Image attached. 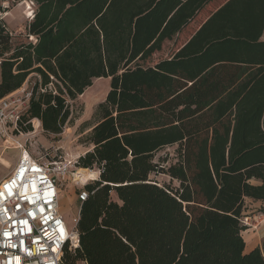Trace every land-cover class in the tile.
Listing matches in <instances>:
<instances>
[{
  "label": "trees",
  "instance_id": "16d2710c",
  "mask_svg": "<svg viewBox=\"0 0 264 264\" xmlns=\"http://www.w3.org/2000/svg\"><path fill=\"white\" fill-rule=\"evenodd\" d=\"M29 1L25 42L0 22V101L36 78L22 132L62 134L71 102L110 79L77 163L100 176L64 263L264 264V240L246 254L243 238L246 199L264 203V0L209 15L211 0Z\"/></svg>",
  "mask_w": 264,
  "mask_h": 264
},
{
  "label": "built area",
  "instance_id": "2783aa9c",
  "mask_svg": "<svg viewBox=\"0 0 264 264\" xmlns=\"http://www.w3.org/2000/svg\"><path fill=\"white\" fill-rule=\"evenodd\" d=\"M27 97L29 102L31 94ZM8 99L0 101L2 128L7 127V112L12 109ZM21 117L19 112L11 113L14 130ZM67 171L62 161L44 162L24 150L11 174L0 182V264H65L66 249L79 247V216L70 227L60 213L58 174ZM95 180L83 184L79 192V215L88 197L85 187Z\"/></svg>",
  "mask_w": 264,
  "mask_h": 264
},
{
  "label": "rangeland",
  "instance_id": "374dc122",
  "mask_svg": "<svg viewBox=\"0 0 264 264\" xmlns=\"http://www.w3.org/2000/svg\"><path fill=\"white\" fill-rule=\"evenodd\" d=\"M28 3L31 4L32 10H29L26 3L0 2V22L5 24L15 44L27 40L26 29L32 21L33 12L36 9L33 2L28 0ZM35 81L34 76L20 90L9 96L8 101L13 103L12 109L7 112L9 122L6 128L0 126V182L11 174L24 150H27L35 159L44 162L62 161L68 171L65 175L63 172L58 174L61 191L60 213L70 227H73L74 219L79 216L78 195L83 189V184H85L81 182L83 179L75 177L79 172H83L77 163L80 157L92 149V146L88 144L87 137L92 127L97 123L95 116L97 107L106 100L110 91V79L101 78L94 81L91 88L86 90L77 100L71 102L72 120L60 135L45 133L38 121L32 122L33 131L30 133L22 132L19 127L14 130L13 125H11L10 116L12 112H19L23 115L27 111L29 104L26 102L27 96L31 94ZM176 150L177 147L164 149L157 155L156 160L168 159V164H171L176 160ZM92 171L98 172L97 169H92ZM152 179L161 186L165 184L172 187L179 186L177 182H172L167 176H152ZM113 200L117 201L115 194ZM77 264L85 263L78 262Z\"/></svg>",
  "mask_w": 264,
  "mask_h": 264
},
{
  "label": "crops",
  "instance_id": "0c3cea01",
  "mask_svg": "<svg viewBox=\"0 0 264 264\" xmlns=\"http://www.w3.org/2000/svg\"><path fill=\"white\" fill-rule=\"evenodd\" d=\"M226 1L211 0L204 8L206 9V14L209 15V13H214L223 5V3L225 4ZM205 21L206 20H204L203 23ZM262 40H264V34ZM262 209H264L263 202L246 199L245 209L243 212V221H246L248 224V229L245 233H243L246 254L257 248L261 249L262 247V242L264 240V213L261 212Z\"/></svg>",
  "mask_w": 264,
  "mask_h": 264
},
{
  "label": "bare ground",
  "instance_id": "6f19581e",
  "mask_svg": "<svg viewBox=\"0 0 264 264\" xmlns=\"http://www.w3.org/2000/svg\"><path fill=\"white\" fill-rule=\"evenodd\" d=\"M21 3H26L27 5H28V7H29V10H32L31 9V4L30 3H28V1H23V2H21ZM34 13V12H33ZM33 16H34V14H33ZM84 172H86V173H84ZM84 172H79V174L78 175H76L75 177L76 178H80V179H84V178H86L89 174H94L95 175V178L94 179H89L90 181L91 180H95L96 178H98V173L96 172V171H92V170H89V171H87V170H85ZM86 184V183H85Z\"/></svg>",
  "mask_w": 264,
  "mask_h": 264
},
{
  "label": "clouds",
  "instance_id": "9594fccd",
  "mask_svg": "<svg viewBox=\"0 0 264 264\" xmlns=\"http://www.w3.org/2000/svg\"><path fill=\"white\" fill-rule=\"evenodd\" d=\"M95 175L94 174H89L86 178H84L81 182L87 183L89 179H94ZM77 179H80L79 177Z\"/></svg>",
  "mask_w": 264,
  "mask_h": 264
}]
</instances>
